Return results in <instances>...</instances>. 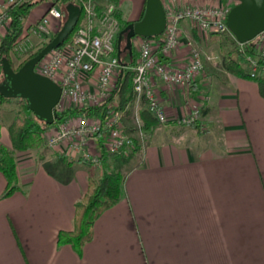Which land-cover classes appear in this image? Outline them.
Returning <instances> with one entry per match:
<instances>
[{
  "label": "crops",
  "instance_id": "crops-1",
  "mask_svg": "<svg viewBox=\"0 0 264 264\" xmlns=\"http://www.w3.org/2000/svg\"><path fill=\"white\" fill-rule=\"evenodd\" d=\"M7 1L0 0V12ZM170 1L228 0H162ZM144 7L145 0H134L126 17L140 18ZM34 10L27 25L44 14ZM9 26L8 19L0 23V40ZM182 31L170 57L186 63L191 38L204 68L190 89L155 80L167 122L145 128L142 102L130 103L123 125L135 146L123 153L133 154L113 160L127 171L123 195L95 220L81 252L59 244L58 233L73 228L76 203L103 165L69 155L63 146L17 151L20 187L6 196L0 170V264H264V97L258 83L225 69L211 32L187 20ZM139 41L135 36L133 46ZM81 78L85 86L97 84L95 74ZM14 104H0V142L7 147ZM197 107L198 125L178 122Z\"/></svg>",
  "mask_w": 264,
  "mask_h": 264
},
{
  "label": "built area",
  "instance_id": "built-area-1",
  "mask_svg": "<svg viewBox=\"0 0 264 264\" xmlns=\"http://www.w3.org/2000/svg\"><path fill=\"white\" fill-rule=\"evenodd\" d=\"M8 0L0 12V23L10 20L7 13ZM83 7V21L78 25L72 37L45 55L36 65V70L56 80L62 86L61 98L56 112L69 107H82L99 103L108 98L119 77L127 68L133 70L134 104H141L144 98L147 105L160 121L169 120L161 103V96L155 80L192 87L196 76L204 68L205 60L200 47L191 38L189 58L184 64H178L170 57L178 48L182 36V22L187 20L196 28L208 32H231L227 24V15L236 0L218 5H176L170 1L164 5L166 10L165 30L157 36L137 35L140 41L136 45L139 55L133 66L123 63L116 53V41L120 31V21L114 13L115 4L107 3L98 10L94 0H79ZM51 17H63L62 9L53 4L40 19L26 26L15 40L13 50L20 54H29L44 42L52 33ZM232 33V32H231ZM233 34V33H232ZM234 35V34H233ZM235 36V35H234ZM239 42V41H238ZM256 54H247V67L251 77L264 74V29L251 40ZM243 49L247 42H239ZM207 58H211L209 55ZM2 67L0 66V74ZM96 75L95 87L85 86L81 75ZM130 105V104H129ZM126 108L112 106L105 118L77 114L55 122V130L47 128L42 136L52 148L63 146L69 155L78 156L95 165H102L101 148L95 135H103V146L109 151L126 152L135 146L133 135L123 125ZM201 108H194L189 114L178 119L180 123H196ZM142 124V123H141ZM64 142V143H63Z\"/></svg>",
  "mask_w": 264,
  "mask_h": 264
},
{
  "label": "trees",
  "instance_id": "trees-1",
  "mask_svg": "<svg viewBox=\"0 0 264 264\" xmlns=\"http://www.w3.org/2000/svg\"><path fill=\"white\" fill-rule=\"evenodd\" d=\"M39 1L41 0H14L8 5L7 13L11 19L8 31L0 40V62L3 57H7L15 69L20 68L29 58L34 56L53 38L62 26L65 19L64 16H67L68 3L75 0H51L53 4H57L63 11V19L58 30L53 32L44 42L41 43V45H39L38 48L29 54L24 55L17 53L13 50V44L25 30L27 26V18L31 9ZM94 3L96 8L101 11L107 3L115 4L114 13L120 21V31L129 22L133 21L124 17L118 0H94ZM80 6L81 13L78 22L66 41L72 37L78 25L83 21V7L82 5ZM123 38H126V33L123 34L122 40ZM211 38L218 42V47L222 56V64L225 69L243 77H251L246 60L247 54H256V50L251 41H248L242 49L238 40L231 32L213 31L211 32ZM121 46L118 47L117 38L116 53L119 55L123 63L128 66H133L138 58L135 47L133 44L131 47L128 46L127 39L124 48ZM260 61L261 63H264V57ZM2 77L3 71H1L0 79H2ZM252 78L257 81L260 92L264 97V74H259L257 77ZM135 98L136 95L133 90V70L127 68L119 77L116 86L108 98L102 99L97 104L66 108L58 113V121L77 114L98 116L103 119L109 115L113 105L118 108H126L127 105L134 102ZM6 101H15L17 103V109L8 122L12 147H7L0 142V170L7 178V185L3 192V196L13 193L20 187L15 155L16 152L39 148L43 145L45 146L42 134L47 128L53 125V123L50 124L45 120L40 119L30 109L26 98L20 96L7 97L0 93V104ZM142 105L143 107L140 111V115L144 120V127L148 129L151 126L156 125L159 118L148 107L146 98L142 100ZM198 121L192 124L198 125ZM95 135L101 148L102 165L104 167L103 173L98 177L89 178L87 190L77 201L75 206L73 228L61 229L58 233L59 244L69 243L78 252H81L84 244L93 237L94 223L98 216L105 209L109 208L122 198L123 183L127 174L126 170H122L116 165H113V160L118 159L120 156L124 155V153L121 151H109L105 149L103 146V135L100 134V132H96ZM86 162L91 163L90 161Z\"/></svg>",
  "mask_w": 264,
  "mask_h": 264
},
{
  "label": "water",
  "instance_id": "water-1",
  "mask_svg": "<svg viewBox=\"0 0 264 264\" xmlns=\"http://www.w3.org/2000/svg\"><path fill=\"white\" fill-rule=\"evenodd\" d=\"M81 13V6L67 5V16L53 38L20 68L15 69L7 57L1 60L3 77L0 93L7 97L26 98L30 109L42 120L52 124L58 117V104L62 86L53 78L36 70L37 63L53 49L66 41L74 30ZM166 10L162 0H146L140 18L129 22L118 34V47L126 33L128 46L137 35H160L166 27ZM227 24L239 42L253 40L264 29V0H236L227 15Z\"/></svg>",
  "mask_w": 264,
  "mask_h": 264
},
{
  "label": "rangeland",
  "instance_id": "rangeland-1",
  "mask_svg": "<svg viewBox=\"0 0 264 264\" xmlns=\"http://www.w3.org/2000/svg\"><path fill=\"white\" fill-rule=\"evenodd\" d=\"M133 2H134V0H118V3H119V5L121 6V8H122V11H123V15H124V17H126V13H129V9H130V7L133 5ZM229 1H226L225 3H228ZM52 4V1L51 0H41V1H39L37 4H35L34 6H33V8H35V10H34V12L36 13V14H43V13H46L47 12V8L50 6ZM175 4L176 5H179V4H177L176 2H175ZM166 5H168V3H166L165 4V6ZM213 5H218V4H213ZM33 8L31 9V11L33 10ZM31 17H32V15H31ZM65 18H66V16H64ZM50 18H51V26H52V30H53V32H55V31H57L58 30V28H59V25H60V23H61V21H62V19H63V17H61V18H54V17H51L50 16ZM127 18V17H126ZM65 20V19H64ZM134 39V38H133ZM125 41H126V38H123V40L121 41V47L122 48H124V45H125ZM214 42H217V41H215L214 40ZM218 44V42L217 43H215V46H218L217 45ZM41 45V44H40ZM37 46H39V44L37 45ZM212 47V49H217L216 47ZM136 47V50L138 51L139 50V48L137 47V46H135ZM217 62H219V59H218V61ZM223 76V75H222ZM247 79H249V80H251V81H254L255 83H257V81L254 79V78H252V77H246ZM222 81L223 82H226L227 83V80H226V78L223 76V78H222ZM16 109H17V103L15 102V104H14V107H13V110H12V114L13 113H15L16 112ZM11 113V112H10ZM4 124V123H3ZM7 125V124H6ZM44 143H45V141H44ZM45 145L48 147V148H52V147H50L49 145H47V143H45ZM131 154H133L132 152L131 153H129V154H125V155H122V156H120L118 159L119 160H125L126 158H130L129 156H131ZM138 155H136L135 157H137Z\"/></svg>",
  "mask_w": 264,
  "mask_h": 264
}]
</instances>
